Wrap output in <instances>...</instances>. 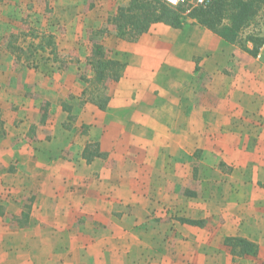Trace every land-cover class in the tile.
I'll list each match as a JSON object with an SVG mask.
<instances>
[{"label":"crops","instance_id":"crops-1","mask_svg":"<svg viewBox=\"0 0 264 264\" xmlns=\"http://www.w3.org/2000/svg\"><path fill=\"white\" fill-rule=\"evenodd\" d=\"M249 33L232 43L191 21L156 23L135 42L110 37L126 68L105 110L83 94L89 54L46 72L18 67L1 46L10 63L0 64V264H41L58 250L79 257L64 264H264V32ZM89 144L100 154L90 162ZM170 155L201 156L195 169L220 177L210 195L219 190L224 208L160 220L150 188L167 186ZM154 170L159 183L142 174ZM78 218L128 228L97 227L104 237L89 243L81 227V242L57 241L56 220ZM234 238L257 253H236Z\"/></svg>","mask_w":264,"mask_h":264},{"label":"rangeland","instance_id":"rangeland-1","mask_svg":"<svg viewBox=\"0 0 264 264\" xmlns=\"http://www.w3.org/2000/svg\"><path fill=\"white\" fill-rule=\"evenodd\" d=\"M210 1L212 2V0ZM127 2L128 0H0V48L2 46V48L12 54L18 67L23 64L33 68H42L46 72L63 70L68 66V63L74 61L77 55H90L91 38L95 37L94 31L103 26L113 28L111 24H108V21L116 14L118 8ZM178 6L181 7L182 18L185 23L191 21L198 23L197 18H195L196 15L195 17L191 16L193 10L195 8L206 9V7L197 6L195 0H185ZM51 37L53 38L52 42L47 40ZM45 38L47 39L45 40ZM108 38L104 41V44L111 48L114 42L113 39L118 38L111 37L113 39L107 42L110 40V37ZM99 39L98 37L96 38V40ZM39 43L45 45L46 51L42 52L36 47ZM52 50L57 55L52 53ZM112 50L116 58V51ZM9 63L10 61L3 56L0 58V64L3 68L5 66L8 67ZM87 63L81 65L84 68L81 72L82 76H85L84 74L90 71ZM90 73L92 75V72ZM85 96L88 98V95ZM152 103L157 105L156 102ZM68 140V137L61 136L55 145V151L64 150ZM93 150H95V147H91L88 153L91 154ZM199 157L201 156L184 155L181 157L170 155L168 162H173L174 164L167 171V186L165 188H161V186L159 188H150V190L155 191L154 194L159 198V203L153 210L162 212L160 220L163 218H177L178 215L195 216L197 213H202L206 210L224 208L222 206L224 201L218 198L219 190H214L213 195H210V183L219 182L220 177H218L217 173L201 167L197 171L195 168L199 164ZM178 161L179 164L176 166L175 163ZM155 162L157 161L154 160L153 163ZM145 173H148L150 178L159 183L157 181L161 178L158 176L159 173L157 171H145L142 174L144 175ZM245 174L247 176L250 172L247 171ZM91 194L93 195V193ZM122 194L123 192H120V195ZM217 200L221 202V205H216ZM20 222L22 224V221ZM23 222H26V220H23ZM85 222L84 224V220L79 218L75 220H56L54 227L55 231L58 232L55 235L57 241L67 242L71 239L74 242H81V227L85 228L83 232L89 229V243L96 242L98 237H104L105 232L102 235L97 234V227H100L101 230H104L102 228L109 225L110 227L113 225L118 230L128 228L127 219H106L103 223L96 219H85ZM72 223L74 224V230H72L71 234H67L64 227ZM155 223L160 226L161 222L155 221ZM143 234H145V231ZM116 235L117 238L120 237L119 234ZM122 235L126 236L124 233ZM131 238L134 239L133 237ZM57 245L58 247L61 246L60 244ZM131 255L132 252H129L128 257ZM78 258L75 252H69L68 254V252L58 250L48 253L42 252L40 260L41 264H50L51 262L64 264L68 259L76 263ZM99 259L103 260L102 258ZM89 260L90 262L92 260L96 262L97 253L91 251Z\"/></svg>","mask_w":264,"mask_h":264},{"label":"trees","instance_id":"trees-1","mask_svg":"<svg viewBox=\"0 0 264 264\" xmlns=\"http://www.w3.org/2000/svg\"><path fill=\"white\" fill-rule=\"evenodd\" d=\"M182 14L180 6H171L165 0H128L108 21L113 28L103 26L94 31L95 37L91 38L92 46L87 63L92 76H82V81L86 84L83 94L88 95L91 103L105 110L110 99V86L121 79L126 68V64L116 59L113 50L104 44L108 37L135 42L156 23H165L174 28L181 27L184 22ZM191 16L197 18L202 26L232 43L240 44V35L249 30L246 38L250 41L258 40L257 34L264 32V26L260 22L264 21V0H212L206 9L195 8ZM97 37L100 39L96 40ZM47 40L52 42L53 38ZM36 47L42 52L46 51L43 43L37 44ZM52 53L55 51L52 50ZM91 147H95V150L89 154ZM96 148V144L88 145L84 154L88 162L100 156ZM53 158H59V154L55 152ZM230 242L238 248V254L257 253L256 244L245 239L234 238L230 239Z\"/></svg>","mask_w":264,"mask_h":264},{"label":"built area","instance_id":"built-area-1","mask_svg":"<svg viewBox=\"0 0 264 264\" xmlns=\"http://www.w3.org/2000/svg\"><path fill=\"white\" fill-rule=\"evenodd\" d=\"M185 0H165V2L171 6H178ZM196 5L200 7H208L211 3L210 0H195Z\"/></svg>","mask_w":264,"mask_h":264}]
</instances>
